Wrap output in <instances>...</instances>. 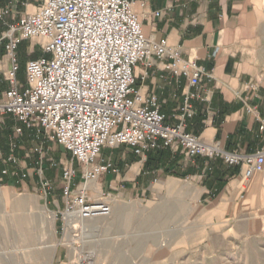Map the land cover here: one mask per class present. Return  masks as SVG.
<instances>
[{
	"label": "built area",
	"instance_id": "2783aa9c",
	"mask_svg": "<svg viewBox=\"0 0 264 264\" xmlns=\"http://www.w3.org/2000/svg\"><path fill=\"white\" fill-rule=\"evenodd\" d=\"M24 41H38L42 52L39 59L26 64V86L18 81L19 47ZM0 43L9 63L4 73L9 88L0 99V118L10 116L35 131L37 140L44 137L41 147L31 150L39 159L41 174L46 142L58 144L71 155L70 161L60 165L64 220L85 222L111 215L104 195L92 199L90 194V185L113 168L111 161L101 159L105 149L126 146L144 156L177 148L190 158L220 160L227 168H242L241 200L248 184L256 176L264 177V121L257 107L248 106L247 113L260 122L263 145L252 154L229 152L219 142L207 143L187 132L185 121L195 115L192 101L201 100L197 92L188 94L181 121L172 125L162 114L158 98H145L136 88V67L151 68L153 61L164 63L172 76L186 79L190 89L200 90L212 75L167 41L147 38L132 1L42 0L34 14L7 25ZM250 89L259 90L255 84ZM23 130L15 128L7 156L0 151L4 165H17ZM76 164L82 169L79 184ZM7 174L6 169L1 171L0 181ZM42 186L45 191L52 187L48 181Z\"/></svg>",
	"mask_w": 264,
	"mask_h": 264
},
{
	"label": "crops",
	"instance_id": "0c3cea01",
	"mask_svg": "<svg viewBox=\"0 0 264 264\" xmlns=\"http://www.w3.org/2000/svg\"><path fill=\"white\" fill-rule=\"evenodd\" d=\"M129 1L134 3L147 38L167 41L169 46L180 49L185 59L195 61L212 75L196 90L189 88L186 79L166 71L164 63L153 61L151 68L139 64L135 77L141 94L145 98L156 96L167 122L176 125L181 121L186 97L197 92L201 100L192 101L195 115L185 121L188 133L207 143L219 142L229 152L252 154L260 148L263 145L260 122L247 113V107H257L264 121V0ZM41 5L42 0H0V40L7 25L34 14ZM8 68L4 43H0V99L9 88L4 76ZM251 84L257 85L258 92L250 89ZM1 122L0 149L7 156L10 153L7 139L11 140L18 125L14 127L10 122V127H4ZM104 151V159L111 161L113 168L92 185V199L98 192L144 196L151 192L154 182L193 179L201 181L203 201L217 199L222 205L230 192L227 189L241 194L244 183V169L228 170L220 160L190 158L177 148L151 151L144 156L135 155L126 146ZM16 154L21 155L19 151ZM5 169L8 174L3 176L0 186L7 190L24 186L20 180L23 170L0 162V172ZM258 182L262 194L264 177L256 176L247 186V195ZM33 183H43L40 174L33 177ZM1 198L7 199V192ZM222 208L227 206L223 204ZM218 210L215 208L211 213L216 214Z\"/></svg>",
	"mask_w": 264,
	"mask_h": 264
},
{
	"label": "rangeland",
	"instance_id": "374dc122",
	"mask_svg": "<svg viewBox=\"0 0 264 264\" xmlns=\"http://www.w3.org/2000/svg\"><path fill=\"white\" fill-rule=\"evenodd\" d=\"M21 50L18 81L26 86V64L42 52L38 41H24ZM0 121L4 127L11 122L24 129L18 140L21 155L16 154V166L24 171L20 175L24 186L8 190L0 186V195L7 192V199H0V264H264L260 182L244 200L239 191L227 189L230 192L222 202L225 209L217 199L203 201L201 181L193 179L154 182L144 196L98 192L95 199L104 195L112 213L97 218L101 221H85L83 226L63 218L66 200L60 165L70 161L71 155L58 144L46 142L41 174L39 159L31 150L41 147L44 137L37 140L35 131L12 117ZM10 142L8 137L7 146ZM105 154L103 151L101 159L105 160ZM80 166L75 165L78 184ZM37 174L42 182L51 184V190L45 191L42 184L31 185ZM215 208H219L217 213H211Z\"/></svg>",
	"mask_w": 264,
	"mask_h": 264
},
{
	"label": "trees",
	"instance_id": "16d2710c",
	"mask_svg": "<svg viewBox=\"0 0 264 264\" xmlns=\"http://www.w3.org/2000/svg\"><path fill=\"white\" fill-rule=\"evenodd\" d=\"M23 43L24 42H22L21 43V45H20V47H19V55H20V62L22 61V54H21V49H22V45H23ZM3 53V51H1V54ZM26 53H27V48H26ZM40 57L38 56V55H34V56H32L31 58H29L30 60H37V59H39ZM26 59H27V61H28V58L26 57ZM1 93V92H0ZM161 149H158V150H155V151H160ZM228 170H230V169H232V168H227ZM235 169H238V167L237 168H235ZM235 172H237V170L235 171ZM234 174V173H233Z\"/></svg>",
	"mask_w": 264,
	"mask_h": 264
},
{
	"label": "bare ground",
	"instance_id": "6f19581e",
	"mask_svg": "<svg viewBox=\"0 0 264 264\" xmlns=\"http://www.w3.org/2000/svg\"><path fill=\"white\" fill-rule=\"evenodd\" d=\"M46 213H48V214L51 216V218L54 219V218H53L54 216L51 215L49 211H46ZM114 214H115V211L113 212V215H114ZM117 220H118V219H117ZM70 221H73V220H70ZM95 221H96V220H95ZM97 221H101V220H100V219H97ZM68 222H69V221H68ZM73 223H74V221H73ZM80 223H81V225L84 226V223H85V222H80ZM76 226H77V225H76ZM84 228H85V227H84ZM88 228H89V227H88ZM95 229L97 230V228H95ZM99 230H100V229H99ZM86 263H87V261H86ZM86 263H85V264H86Z\"/></svg>",
	"mask_w": 264,
	"mask_h": 264
}]
</instances>
